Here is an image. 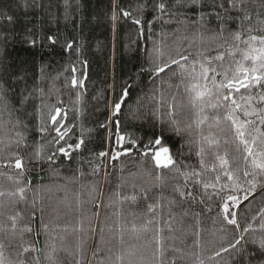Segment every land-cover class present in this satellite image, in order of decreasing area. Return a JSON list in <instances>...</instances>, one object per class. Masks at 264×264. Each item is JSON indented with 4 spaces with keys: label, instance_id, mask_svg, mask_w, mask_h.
Wrapping results in <instances>:
<instances>
[{
    "label": "trees",
    "instance_id": "1",
    "mask_svg": "<svg viewBox=\"0 0 264 264\" xmlns=\"http://www.w3.org/2000/svg\"><path fill=\"white\" fill-rule=\"evenodd\" d=\"M158 3L166 4L167 14L157 11ZM211 4L204 0L203 8L192 10L176 0H0V165H13L0 166L5 264H264V177L251 194L241 172L242 188L219 192L218 185L205 194L200 186H190L186 191L195 200L181 199L174 190L184 183L177 169L157 168L151 156L141 154L142 145L160 139L180 170L185 165L199 169L202 145L206 164L216 163L213 152L227 151L230 161L235 158L251 170L235 151L228 122L196 126L179 69L173 65L174 72L155 74L178 53L192 62L205 48L209 58L224 53V67H229L235 32L246 38L251 28V34L264 35V0H243L240 9L227 12L217 9L221 19L207 15ZM240 58L237 52L235 59ZM261 91L254 88L250 94ZM169 105L176 110L174 118ZM55 107L63 110V118L53 126L49 112ZM205 114L215 111L206 108ZM60 125L62 132L69 131L57 144L54 127ZM117 126L131 151L112 159L122 151ZM17 132L23 133V143H16ZM204 136L219 139V146L209 148ZM80 139V149L68 147ZM16 156L23 169L14 167ZM217 174L209 171L205 179L214 181ZM221 183L230 182L224 177ZM227 195L238 197V204L228 201L234 203L235 225L224 219ZM26 226L31 231H23ZM241 237L240 244L229 247ZM25 247L34 250L24 252Z\"/></svg>",
    "mask_w": 264,
    "mask_h": 264
},
{
    "label": "snow or ice",
    "instance_id": "2",
    "mask_svg": "<svg viewBox=\"0 0 264 264\" xmlns=\"http://www.w3.org/2000/svg\"><path fill=\"white\" fill-rule=\"evenodd\" d=\"M225 3L228 5L227 8H225ZM176 4L184 8L195 10L204 7V0H186V2L185 0H176ZM242 4L243 0H212V11L208 12L207 15H214L217 19H221L220 11H217V9L227 12L230 9H240ZM156 9L161 15L168 13L165 3H158ZM174 14L175 13H173V15ZM124 15L128 16L130 14L125 12ZM204 16L205 13L201 12L200 21H203ZM244 19L251 20V17L246 15ZM134 22L140 24V20H135ZM220 31L223 32V28H221ZM252 31L251 28L247 29L249 34L246 38L242 31H237L232 35L235 47L228 51V56L232 58V63L229 67H224V53L217 51L214 57L209 58L205 53L210 51V49L205 48L197 53L198 59H194L192 62H189V55L178 53V59L171 58L169 62L155 68L156 75L165 73L166 70L174 72L172 68L173 65L179 69L181 84L184 85L185 93L188 97V104L196 115V119L194 120L196 126L200 127L210 120L214 121L216 124H219L222 120L228 122L236 141L235 151L237 153H242L240 158L243 160L244 164L251 169H242L235 158L230 161L227 151L223 154L213 152L216 163L208 165L205 163L204 159L205 148L201 145L197 151V156L200 157L199 169L194 166L185 165L184 169L180 170L176 160H174L170 154V149L161 146L160 139H155L154 141H149L146 145H142L144 148V151L141 153L142 156H151L157 168L177 169L184 183H177L174 190L181 199L190 198L195 200L193 192L191 190L186 191L190 186H200L205 194L208 189H216L218 185L219 192H224L228 188H232L233 190L242 188L243 185L240 183L241 172L243 173V177L246 178L247 184L250 185L248 192L251 194V192L256 189L257 184L260 183L258 178L264 177V131H261V126H264V108H257L253 104V101L264 103V91L259 92L257 95L250 94L251 90L254 88L264 89V35H253L251 34ZM241 44L247 46L246 50L240 49ZM69 47H71V45H69ZM219 47L222 48L223 45H219ZM237 52L241 53L240 59H235ZM217 65H219V67ZM220 69L223 70L221 71ZM72 71L75 72L76 69L73 68ZM217 77H220V79L218 80ZM79 83L81 86L83 85V81ZM72 84L73 86L77 84L75 77L72 79ZM242 89L244 90L243 93L241 92ZM244 93L249 94L245 95ZM124 96H127V91H125ZM3 99V90L2 87H0V100ZM26 99L27 98H25V100ZM23 102L24 101H22V103ZM122 103L123 97L119 102L115 103L114 114L120 112ZM206 108L214 110L215 114L211 116L205 114ZM221 109H223L222 112ZM62 113L63 110L58 107H55L53 111L49 112V119L53 126L60 124V119L63 118ZM168 115L173 118L176 115V110L172 105H169ZM252 117H255V119H252ZM17 123H19V121H17ZM173 123H175V119H173ZM62 127L63 125L54 127V131L59 137V139L55 140L57 144H59L60 140L64 139L69 131V129H65L62 132ZM39 130L45 132L47 129L41 127ZM176 131L179 133L180 130L177 128ZM16 136L20 138L16 141L17 144L24 142L25 137L23 133L17 132ZM202 139L209 148L213 146L218 147L220 143L219 139L211 136H204ZM124 141L125 137L119 134L117 126L116 143L120 145L122 151L114 152L111 157L112 159H117L120 155L128 154L131 151L129 148H124ZM83 143V139H80L74 146L68 145V147L80 149ZM128 143L135 145L136 141L129 140ZM58 151L65 156L70 155L64 147H60ZM0 152H2V149H0ZM54 155L55 153H53V156ZM100 155L106 156L108 153L101 152ZM39 156L40 152H37V158H39ZM48 160L51 161L52 156H49ZM234 163H236V167H233ZM0 166L10 167L13 165L5 163ZM14 167L16 169H23L24 164L21 157L16 156ZM209 171L218 173L214 181L205 179ZM224 177H226L227 181L230 183H221ZM18 191L23 194L24 189L21 188ZM2 195H4V193L0 192V196ZM132 199H135V197H132ZM244 199H248V195H245ZM228 201L238 204V197L235 195H227L222 205L225 221L228 224L235 225V212H230ZM174 202L175 201H172V203ZM149 210H152L151 205L149 206ZM229 215H231L232 218H229ZM12 220V228L15 229V218H12ZM149 223H151V221H149ZM23 231H31V229L26 226ZM247 231L248 229H245V232ZM241 239H243V237L237 239L235 244H231L229 247L235 248L236 245L240 244ZM2 247L3 246L0 245V249H2ZM262 247H264V244H262ZM30 250L34 249H30L29 247L23 249L24 252ZM227 251V248L221 249V252ZM215 255L219 256L220 252L215 253ZM0 264H5L2 250H0Z\"/></svg>",
    "mask_w": 264,
    "mask_h": 264
},
{
    "label": "rangeland",
    "instance_id": "3",
    "mask_svg": "<svg viewBox=\"0 0 264 264\" xmlns=\"http://www.w3.org/2000/svg\"><path fill=\"white\" fill-rule=\"evenodd\" d=\"M230 207H234V203H230Z\"/></svg>",
    "mask_w": 264,
    "mask_h": 264
}]
</instances>
